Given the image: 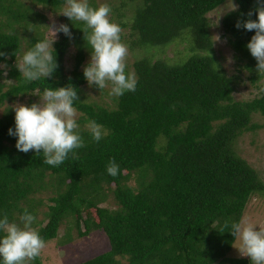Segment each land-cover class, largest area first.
Listing matches in <instances>:
<instances>
[{
    "label": "trees",
    "instance_id": "16d2710c",
    "mask_svg": "<svg viewBox=\"0 0 264 264\" xmlns=\"http://www.w3.org/2000/svg\"><path fill=\"white\" fill-rule=\"evenodd\" d=\"M225 1L121 0L117 9L130 6L131 17L119 25L129 29L130 48L143 51L133 62L135 91L116 97L108 108L85 101L82 94L92 49L81 21L64 17L72 35L60 32L53 42L58 67L51 78L25 82L16 67L44 40L38 30L45 17L35 7L57 12L66 0H0V52L5 53L0 56V107L27 93L71 85L79 96L73 106L81 113L77 123L85 143L61 165H47L43 153L15 147L17 137L9 135L15 112L6 107L0 115V219L7 214L10 222L20 223L25 209L37 217L45 204L42 218L32 224L45 242L56 238L65 223L79 238L103 231L109 249L79 264H251L248 257L227 256L235 237L230 227L221 229L225 221L229 226L240 222L250 198L264 193L254 168L233 148L240 134L259 128L253 115L264 117V91L248 100L232 97L239 77L227 74L216 59L207 17ZM234 1L237 10L222 24L255 84L262 73L246 47L255 31L235 25L257 19V0ZM185 39L192 53L179 62L149 54ZM70 46L75 54L68 69ZM89 120L107 132L99 142L84 127ZM113 159L119 166L115 177L106 170ZM106 189L114 209L99 205ZM41 193H49L46 203L36 196ZM68 241L66 233L61 243ZM30 263L41 264L40 256Z\"/></svg>",
    "mask_w": 264,
    "mask_h": 264
},
{
    "label": "clouds",
    "instance_id": "9594fccd",
    "mask_svg": "<svg viewBox=\"0 0 264 264\" xmlns=\"http://www.w3.org/2000/svg\"><path fill=\"white\" fill-rule=\"evenodd\" d=\"M232 5L231 11H236L238 6ZM255 12L256 20H238L235 27L255 31L246 47L257 61V72L264 73V0H257ZM110 13L111 7L108 4L92 8L88 0H66V5L60 12L71 21H81L85 25L82 30L84 39L92 49L90 62L83 69L89 86L95 85L101 90L110 83L109 95L120 97L125 92L135 91L137 78L134 73H126L128 48L121 41V27L110 22ZM251 15L250 11L248 16ZM50 29L54 37L62 32L71 38V31L66 24L56 26L53 22ZM54 39L37 42L34 48L23 55L22 62L16 65L25 82L53 76L58 67L56 56H53ZM4 55L5 53L0 52V56ZM78 100L76 88L69 85L45 89L40 102L31 106L12 105L15 129L10 128L9 135L17 137L15 147L23 153L30 150H34L36 154L43 153V162L53 167L61 165L69 153L75 155L76 149L85 146L79 133L77 109L73 106ZM86 128L96 142L107 135L103 126L95 120H89ZM106 170L108 175L115 177L119 166L113 159L109 161ZM19 219L22 227L16 222H10L7 214L0 219V232L4 233L0 237V264H30L41 255L46 246L45 241L32 228L36 217L25 209ZM229 227V233L235 237L233 246L240 255L250 258L251 264H264V227L257 230L252 223L242 219L230 226L225 221L221 231ZM236 241L239 243H235Z\"/></svg>",
    "mask_w": 264,
    "mask_h": 264
},
{
    "label": "rangeland",
    "instance_id": "374dc122",
    "mask_svg": "<svg viewBox=\"0 0 264 264\" xmlns=\"http://www.w3.org/2000/svg\"><path fill=\"white\" fill-rule=\"evenodd\" d=\"M88 3H95L97 8L101 4H108L111 7V13L109 15L110 22L118 25L121 21L128 22L131 17L130 6H127L124 9H117L120 7L121 0H88ZM232 4L237 5L234 0H226L223 4L207 13L210 23L209 30L213 41L216 59L220 62L227 74H233L239 77L236 89L232 95L233 99L248 100L256 96L260 90L264 89V73H262L261 77L255 82V84L251 83L248 78L251 73L243 67L244 60H238L236 52L228 42L229 35L224 30L222 19L231 11L233 6ZM65 5H63V7L57 12H51L41 8L40 6L35 7V10L40 12L45 17L42 19V23L38 30L43 34L44 40L51 41L54 38L57 39L58 33L56 34V37H54L50 27L53 25V22H55L56 26L63 24L65 16L60 14V12ZM119 11L123 13L121 17L117 16ZM121 29V41L128 48L126 73H134L133 62L136 57L140 55V53L142 54L143 50L131 49L128 44L129 29L127 27H121ZM24 41L25 39H23L22 45H24ZM151 53L153 54L154 59L161 58L169 62H179L189 56L192 51H190L187 40L185 39L181 41H173L159 49H152L149 54ZM74 54L75 48L70 46L65 56V66L68 69L72 68ZM90 59L91 58L87 57L85 62L89 63ZM19 63H21V61H19L18 64ZM5 74L6 73H4V75ZM6 82H9V79H7ZM110 90V83L107 87L101 90L95 85L89 86L87 80L82 86V94L85 101L113 108L115 106L116 97L109 95ZM42 95L43 93L32 92L17 97L15 100L7 102L5 105L0 107V115L6 107L12 108V105L14 104L31 106L33 103H39ZM80 115L81 113L77 111V120ZM253 122L259 124V128L251 131H244L240 134L234 141L233 148L238 156L246 160L247 163L254 168L258 177L264 183V117L259 114H254ZM84 127L86 128V124H84ZM129 184H133V180H130ZM106 193V198L104 201L100 202L99 205L109 209H114L116 207L115 200L107 189ZM48 195L49 193H41L36 196H40L43 201H45V198ZM46 209L47 206L45 204L37 209L39 213L36 217L37 220L42 218V212L46 211ZM242 219H246L248 222L252 223L257 227V230L259 227H264V193H256L250 198L241 220ZM18 224L22 227L21 222ZM66 233L70 234L71 241L61 243V239H64ZM235 243L238 244L239 242L236 241ZM45 245L46 246L40 255L41 264H79L109 249V243L103 231L95 230L90 234L79 238L76 236L75 228H69V224L67 223L62 224L58 230L57 237L48 240L45 242ZM227 256L245 257L240 255L239 251L233 246V244L231 249L227 252Z\"/></svg>",
    "mask_w": 264,
    "mask_h": 264
}]
</instances>
